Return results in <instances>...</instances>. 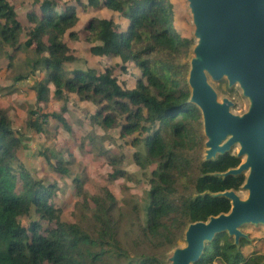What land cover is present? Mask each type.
<instances>
[{
    "label": "trees",
    "instance_id": "trees-1",
    "mask_svg": "<svg viewBox=\"0 0 264 264\" xmlns=\"http://www.w3.org/2000/svg\"><path fill=\"white\" fill-rule=\"evenodd\" d=\"M76 2L82 10L105 7L127 20L122 27L112 19L92 17L84 26V38L91 54L117 57L122 70L127 63L138 69L131 88L118 81L115 66L97 71L67 65L76 57L64 35L78 38L72 28L79 18L76 5L66 3L57 9L58 0H32L24 16L26 25L13 2L0 0V56H6L10 66L23 46L31 58L24 60L26 70L14 74L13 80L42 75L31 84L35 99L27 127L43 133L51 116L69 130L61 114L44 112L48 101L68 93L90 101L97 106L89 116L90 125L100 127L104 135L118 129L132 148L135 165L149 169L147 199L140 204L129 198L119 204L108 187L86 196L81 186L85 176L76 174L75 193L82 200L76 202L74 219H63L55 201L57 184L33 177L22 167L17 158L21 133L0 105V264H168L159 255L177 243L189 222L228 211V199L208 193L238 189L243 175L222 178L213 173L236 166L239 159L227 152L200 161V112L188 102L186 83L193 40L176 29L172 0ZM104 135L85 134L110 165L109 179L129 180L123 156L111 155L102 146ZM42 155L60 178L70 174L72 155L67 160L52 151ZM247 242L241 238L238 246L226 232L218 233L193 264H264V253L244 254Z\"/></svg>",
    "mask_w": 264,
    "mask_h": 264
},
{
    "label": "water",
    "instance_id": "water-1",
    "mask_svg": "<svg viewBox=\"0 0 264 264\" xmlns=\"http://www.w3.org/2000/svg\"><path fill=\"white\" fill-rule=\"evenodd\" d=\"M186 2L194 39L186 83L188 102L200 112L201 160H215L236 146L239 163L213 174L222 178L243 175L244 179L236 190L208 193L228 199V211L189 222L182 233L184 245H173L163 259L168 264L195 263L205 245L221 232L239 246L241 238L249 241L240 229L243 224L264 225V0ZM218 81H224L228 89L237 85L249 101L243 112L231 110L234 101L230 97L218 98L213 86ZM239 189L246 191L244 198Z\"/></svg>",
    "mask_w": 264,
    "mask_h": 264
},
{
    "label": "rangeland",
    "instance_id": "rangeland-1",
    "mask_svg": "<svg viewBox=\"0 0 264 264\" xmlns=\"http://www.w3.org/2000/svg\"><path fill=\"white\" fill-rule=\"evenodd\" d=\"M16 5V11L20 20L24 25L25 13L31 6L32 0H10ZM173 11L175 15V27L181 35L192 37L193 26L191 23V16L187 6L186 0H172ZM76 5V0H58L57 9H63L64 5ZM79 5L75 6V12L78 16L77 24L72 28L78 34L77 39H70L67 33L64 35V40L70 48V52L76 57V61L67 64L70 68L78 66L79 68L90 67L97 71L103 70L106 66H115L114 75L118 81H124L128 88H131L135 82V78L139 76L138 69L131 63H127L125 70L119 66V59L111 55L97 56L91 54L90 43L85 40L86 31L84 26L90 18H106L112 19L114 23L121 24L122 27L127 25V21L118 16L117 13L109 11L105 8H88L81 10ZM25 32V31H24ZM25 39L22 34L21 41ZM194 41V39H193ZM194 44V43H193ZM11 52V50H8ZM191 51L187 57V63ZM16 56V57H15ZM12 60V65L6 66L7 57L1 54L0 56V105L10 117L11 125L21 137V150L17 152V158L25 170L30 172L31 176L38 177L47 182H55L57 184L55 201L62 208V217L65 220H73V211L76 202L82 200V196L75 193V183L73 176L76 174L85 178L82 182V190L86 196H91L101 191L102 187H108L113 193L118 203L121 204L124 200L136 198L142 204L147 199L149 185L147 182L149 169L142 171L139 169L132 160V148L125 142L124 139L119 137L118 129H110L104 135V140L101 141L102 146L109 147L111 155L123 156L122 168L130 173L129 180H124L122 177L114 180L109 179L108 174L111 172V167L104 160V157L98 155V150H94L89 144L85 134L89 130L88 126L89 116L97 107L90 101L80 98L74 93H68L66 97L57 99L52 97L50 101H56L44 108V112H58L63 116L70 119L73 131L66 133L54 118L48 117L45 124V132L38 133L32 128L26 126L28 120V110L34 109V97L31 90V84L36 75H30L27 79L15 82L13 75L17 72L26 70L24 60L31 58L29 49L21 47L17 51ZM182 59L180 62H185ZM118 63V64H117ZM36 74V73H35ZM217 92L218 98L228 96L234 101L231 110L234 113L243 112L249 104V101L244 97L237 87L233 85L231 89L227 88L224 81L213 83ZM59 101V102H58ZM64 109V110H62ZM66 109H68L67 112ZM81 121L83 128H78L77 123ZM92 126V125H90ZM59 129V130H58ZM96 133L103 131L96 127ZM104 134V133H103ZM102 134V135H103ZM200 134L202 137V127L200 125ZM201 141L200 148V161L203 153L204 145ZM69 148L70 153L74 157L73 162L70 164L72 168L70 174L66 177L59 178L55 172H52L48 165L44 162L42 153L52 151L60 153L63 157H67ZM98 148V147H97ZM96 148V149H97ZM237 151L236 146L231 150V154ZM69 159V158H67ZM243 160V157L240 161ZM75 162L80 164L75 165ZM238 194L244 198L246 191L239 189ZM92 202L90 206H92ZM247 236L249 241L242 248L244 254L250 250L255 252L264 253V225L262 224H243L240 228ZM184 239L181 236L177 241L176 246H183ZM170 248L162 251L159 257L163 260L170 254ZM168 251V252H167Z\"/></svg>",
    "mask_w": 264,
    "mask_h": 264
},
{
    "label": "crops",
    "instance_id": "crops-1",
    "mask_svg": "<svg viewBox=\"0 0 264 264\" xmlns=\"http://www.w3.org/2000/svg\"><path fill=\"white\" fill-rule=\"evenodd\" d=\"M98 8H105V7H98ZM106 9V8H105ZM82 10V9H81ZM107 10H109V9H107ZM83 11V10H82ZM109 11H111V10H109ZM112 12H114V11H112ZM116 13V12H115ZM119 16V15H118ZM120 17V16H119ZM122 18V17H121ZM122 19H124V18H122ZM124 20H126V19H124ZM127 21V20H126ZM126 27V26H125ZM36 75H37V79H40L41 77H42V75H39V73L38 72H36ZM32 90V89H31ZM33 92V91H32ZM34 94V93H33ZM33 99H35V94L33 95ZM51 100V99H50ZM48 101V103H47V107L50 105V104H52L53 102H56V101ZM59 102V101H58ZM62 110H64V109H62ZM68 111V109H66V111L65 112H67ZM55 113V112H54ZM56 113H58V112H56ZM58 114H61L62 115V113H58ZM63 116V115H62ZM49 117H51V116H49ZM64 117V119H65V121H66V123H67V126H68V128H69V130H67V129H65L64 128V126L60 123V122H58L55 118V121L58 123V125H60V127H62V129L66 132V133H71L72 131H73V127H72V125H71V122H70V119L69 118H67V115H66V117L65 116H63ZM51 118H53V117H51ZM77 126H78V128H83L82 126V123H81V121H78V123H77ZM88 126L90 127L89 129H85V130H89L88 132H91V133H93V134H96L97 136L99 135V136H102V134L104 133V131L100 128V127H98V126H96V125H94V126H90V124L88 123ZM96 127H98L100 130H102L103 132L102 133H96L95 132V130H96ZM59 130V129H58ZM119 132V131H118ZM87 133V132H86ZM86 133H84V134H86ZM104 135V134H103ZM88 139V138H87ZM89 141V140H88ZM89 144L91 145V143H90V141H89ZM105 147V146H104ZM105 148H109V147H105ZM67 152H68V155H67V157H63V155H61L60 153H58L60 156H62L64 159H66L67 160V158H69L72 154L70 153V150H69V148L67 149ZM56 176H58V175H56ZM59 177V176H58ZM60 178V177H59Z\"/></svg>",
    "mask_w": 264,
    "mask_h": 264
},
{
    "label": "flooded vegetation",
    "instance_id": "flooded-vegetation-1",
    "mask_svg": "<svg viewBox=\"0 0 264 264\" xmlns=\"http://www.w3.org/2000/svg\"><path fill=\"white\" fill-rule=\"evenodd\" d=\"M231 154V153H230Z\"/></svg>",
    "mask_w": 264,
    "mask_h": 264
}]
</instances>
